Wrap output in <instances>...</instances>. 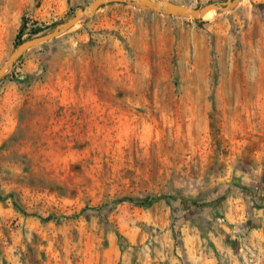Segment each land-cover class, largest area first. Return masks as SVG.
Instances as JSON below:
<instances>
[{"label": "rangeland", "instance_id": "rangeland-1", "mask_svg": "<svg viewBox=\"0 0 264 264\" xmlns=\"http://www.w3.org/2000/svg\"><path fill=\"white\" fill-rule=\"evenodd\" d=\"M90 1L0 0V65ZM211 13L103 4L0 76V264H264V0Z\"/></svg>", "mask_w": 264, "mask_h": 264}, {"label": "water", "instance_id": "water-1", "mask_svg": "<svg viewBox=\"0 0 264 264\" xmlns=\"http://www.w3.org/2000/svg\"><path fill=\"white\" fill-rule=\"evenodd\" d=\"M238 1L239 0L213 1L200 7H189L170 0H92L85 7L77 8L69 18L58 23L51 31L29 37L17 44L7 59L0 65V76L6 74L13 62L19 58L24 51L32 46L59 36L73 27L80 20L92 17L97 9L103 4L114 2L130 3L141 9L160 12L167 15L199 19L205 16L210 10H226L233 8Z\"/></svg>", "mask_w": 264, "mask_h": 264}, {"label": "crops", "instance_id": "crops-1", "mask_svg": "<svg viewBox=\"0 0 264 264\" xmlns=\"http://www.w3.org/2000/svg\"><path fill=\"white\" fill-rule=\"evenodd\" d=\"M237 198H229L227 199V206H226V211L225 214L228 216H232V218H236L240 216L239 213V208H240V203L237 202ZM223 250L228 251V248H224Z\"/></svg>", "mask_w": 264, "mask_h": 264}, {"label": "bare ground", "instance_id": "bare-ground-1", "mask_svg": "<svg viewBox=\"0 0 264 264\" xmlns=\"http://www.w3.org/2000/svg\"><path fill=\"white\" fill-rule=\"evenodd\" d=\"M211 12H213V10L212 11H208L205 15L207 16V15H211L212 13Z\"/></svg>", "mask_w": 264, "mask_h": 264}, {"label": "trees", "instance_id": "trees-1", "mask_svg": "<svg viewBox=\"0 0 264 264\" xmlns=\"http://www.w3.org/2000/svg\"><path fill=\"white\" fill-rule=\"evenodd\" d=\"M20 35H21V30L19 31L18 35H17V38L19 39L20 38Z\"/></svg>", "mask_w": 264, "mask_h": 264}]
</instances>
